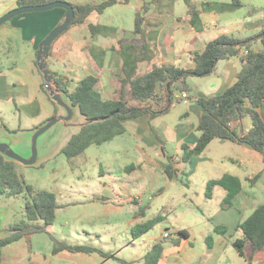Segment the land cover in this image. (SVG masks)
I'll list each match as a JSON object with an SVG mask.
<instances>
[{
	"label": "crops",
	"instance_id": "crops-1",
	"mask_svg": "<svg viewBox=\"0 0 264 264\" xmlns=\"http://www.w3.org/2000/svg\"><path fill=\"white\" fill-rule=\"evenodd\" d=\"M18 1L8 0L6 4L0 6V18L18 8ZM64 1L84 5L100 4L104 0ZM144 4L142 0H131L127 5L117 4L108 8L103 14L92 13L84 23L70 28L68 32L66 31L70 35L80 32L78 38L80 50H75L73 42L72 45H68L73 36L63 40L58 47L54 48L52 44V51L47 58L51 73H56L62 78L70 91H73L82 79L99 74L102 98L117 99L118 94L113 86V79L121 71V59L118 56L119 41L125 40L141 46L142 37L134 34V28L136 13L142 11ZM194 4L199 11L194 23L187 5L180 4V1L164 3L161 8L151 4L149 11L143 13L144 29L152 46V55L151 59L139 64L140 77L160 66H176L192 70L195 68L193 61L195 54L204 52L207 44L220 36L228 35L246 40L264 31V0H242L241 7L232 6L229 0L203 3L194 0ZM117 7L135 10L132 12L133 21L130 25L126 22V10H118ZM64 17V10L54 9L17 16L1 26L0 113L4 109L1 107L2 104H14L21 118L25 117L31 123L28 124L31 131L54 118L56 113L54 105L42 90L44 76L35 69V61L40 44L55 27L61 24ZM91 25L114 27L117 33L93 36L89 30ZM254 46L257 48L255 51L262 50L259 41L253 42V50ZM96 49L106 51L103 67L100 70L91 57V52ZM20 61L25 62L26 69ZM241 65V59L237 57L219 62L215 73L211 76L204 78L190 76L187 83L191 91L186 93L187 99H183L182 93L177 92L176 97L179 101L167 114L156 118L145 114L126 120L125 134L98 146L101 150L96 155L85 156L86 160L95 158L101 178L113 183V190H105L106 195L102 196L101 200L106 205L116 202L117 205L113 206L115 209H122L128 205L134 216L128 222L130 225L149 220L146 216L150 204L144 205L143 193H151L150 201L158 193H162L164 188L157 191L153 188L161 175L166 176L171 183H182L186 187L185 197L189 198V201L185 203V210L196 217L194 224L186 227L179 224L173 231H165L161 236L147 238L150 232L165 221L163 219L150 232L140 238H134L135 244L132 245L137 250L134 257L128 261L131 264H144V257L158 243L164 246L159 264L237 263V258L228 256V249L235 250L234 241L244 238L237 226L264 204V151L261 153L248 145L215 139L202 154L192 155L188 161L186 155L200 137L198 126L204 110L197 103V98L224 93L235 84ZM74 82L76 83L73 86ZM259 112L264 120V104ZM60 115L64 114H58ZM77 115H79L78 111ZM19 125L21 127V123ZM80 125L81 122L76 125V131ZM232 127L244 135L253 125L250 118H245L234 122ZM5 130L9 131L6 127ZM169 146L174 150V154L169 153ZM91 147L85 153H88ZM170 159L176 170L175 176L171 179L166 174ZM227 174L241 181L242 191L237 195L230 209H223L222 202L227 191L221 186H216L211 198L206 196V191L208 182L219 180ZM107 175L116 176L121 180L113 182ZM194 194L204 199L200 206L191 200ZM141 208H146L142 214L139 212ZM217 226L225 227L227 231L217 234L215 232ZM179 232H185L186 236L181 237L178 235ZM165 233L169 234V238L175 234L174 241L180 238L179 244L175 245L173 241L172 247H169L168 242H162ZM198 242L205 247L200 254L195 253ZM13 245L4 249L2 264L6 255L7 258L17 257L15 254L18 251ZM171 251L174 252L172 253L174 258L167 257ZM251 264H264V250L255 255Z\"/></svg>",
	"mask_w": 264,
	"mask_h": 264
},
{
	"label": "trees",
	"instance_id": "trees-1",
	"mask_svg": "<svg viewBox=\"0 0 264 264\" xmlns=\"http://www.w3.org/2000/svg\"><path fill=\"white\" fill-rule=\"evenodd\" d=\"M57 1L64 0H19L18 7L45 5ZM130 1L104 0L100 4L84 5L71 3L75 11V19L69 29L84 23L94 12L103 14L110 7L117 4L127 5ZM142 1L145 4L142 11L136 13L134 28V34L142 37L141 46L125 40L119 41L118 56L121 59V71L113 79V86L118 94L117 99L104 100L102 98L99 74L82 79L76 88L70 91L62 78L53 73L54 81L61 93L69 104L77 108L82 117L81 125L71 135L61 153L67 159L79 157L91 146H102L125 134L124 122L126 120L135 119L145 114H150L152 118L167 114L179 101L176 97L177 92L183 94L191 91L187 83L190 76L199 78L211 76L215 73L219 62L237 57L241 59L242 65L235 84L220 95L197 98V103L204 110L198 126L200 137L197 144L187 152L186 161L192 155L202 154L215 139L248 145L262 153L264 151V120L259 109L264 104V31L246 40L228 35L220 36L208 43L204 52L195 54L193 58L195 68L192 70L176 66H160L140 77L138 75L139 64L151 59L152 55V46L144 29L145 17L143 13L149 11L151 4L158 8L163 5L160 0ZM175 1H183L187 5L194 23L199 15L194 0H171V2ZM229 2L234 7L242 6V0H229ZM89 30L93 36L117 33L114 27L100 25H91ZM255 41L261 43V51L252 49V44ZM51 51L52 47L50 53ZM105 55L106 51L103 49H96L91 52L92 60L99 70L103 67ZM35 65L39 70L37 61H35ZM42 90L56 109L53 117L58 116L61 108L51 100L44 84ZM245 118L251 119L253 127L247 134L241 135L232 127V124ZM171 162L170 159L166 168V174L170 179L176 174ZM17 165V163L0 154V198L9 199L25 196L27 199L23 210L25 219L10 227L13 231L11 235L0 238V264H2L6 247L31 235L47 233V227L55 224L57 212L61 208L55 193L48 190H36L35 187L27 184L24 177L18 172ZM216 186H221L227 191L222 202V208L230 209L234 205L235 198L242 191L241 181L237 177L227 174L219 180L208 182L206 191L208 198L212 197L213 189ZM144 211L146 208H141L139 212L142 214ZM163 219V215L159 214L137 224L131 231L133 238H140L150 232ZM37 221H42L43 225H35L34 223ZM237 229L241 231L244 238L234 241L233 247L241 258L251 264L255 255L264 250V204L259 206L248 219L239 224ZM226 231L227 229L222 226L215 228L217 234H223ZM178 235L185 237L186 233L179 232ZM50 238L54 243V255L62 252L101 254L100 250L95 247L71 245L57 240L52 235ZM179 239L174 241L175 245L179 244ZM208 244L210 245V239ZM163 251V244H156L144 257V264H159ZM104 259L115 260L120 264H131L114 254H106Z\"/></svg>",
	"mask_w": 264,
	"mask_h": 264
},
{
	"label": "rangeland",
	"instance_id": "rangeland-1",
	"mask_svg": "<svg viewBox=\"0 0 264 264\" xmlns=\"http://www.w3.org/2000/svg\"><path fill=\"white\" fill-rule=\"evenodd\" d=\"M7 1L0 0V6L6 4ZM170 1L160 0L162 4ZM206 1L219 0H196L198 3ZM180 4L184 5L185 3L180 1ZM117 8L126 10V22L130 25L133 21L132 12L135 10L128 7ZM64 20L65 17L61 23ZM2 27H0V32ZM67 32L55 40L53 47L60 46L63 40L73 36L68 45H72L73 42L75 50H80L78 42L80 32L77 31L71 35ZM256 49L254 46V50ZM20 64L26 69L24 61H20ZM35 69H37L36 65ZM75 83L72 85L74 86ZM1 107L4 109L2 108L0 113V125H2L0 132L5 133L8 138L16 139V142L11 144L16 153L25 157L29 156L33 131L28 127V124L31 123L25 117L21 118L14 104H2ZM60 110L59 114H65L64 110ZM81 121L82 117L77 115L72 120L70 127H65L63 124L55 125L38 142L39 161L37 164L33 166L17 165L18 172L24 177L27 184L35 187L36 190H48L55 193L61 208L57 212L55 224L47 227V233L34 234L17 242L16 245L14 244L13 247L18 251L15 254L17 257L7 258L6 255L3 264H120L115 260H105L104 255L114 254L120 259L130 261L136 254L137 249L132 245L135 244V240L131 234L132 228L136 225L128 224L134 217L130 207L125 205L122 209H115L113 206L117 205L116 202L104 204L101 197L106 195L105 190H113V183L108 179L101 178L95 158L86 160V155H96L100 152V147L92 146L88 153L72 159H67L61 153L71 135L76 132V125ZM5 127L9 131H6ZM8 138L0 135L1 142L11 143ZM168 148L169 153L174 154V150L170 146ZM108 177H111L113 182L121 180L116 176ZM121 184L123 183L121 182ZM151 186L153 185L151 184ZM153 188L154 191L160 188H164V190L162 193H158L152 201H150V192L143 193L144 205L150 204L146 219L162 214L165 221L150 232L147 238L161 236L165 231H173L179 224L185 225L184 227L194 224L196 217L185 210V203L189 201V198L185 197L186 187L182 183H171L166 176L161 175ZM93 197L99 198V200ZM191 197V200L198 206L204 201L203 198L195 194ZM26 200L25 196L0 198V211L6 212L4 228L10 229L12 225L25 219L23 210ZM200 219L202 220V218ZM34 224L43 225L42 221H37ZM50 235L71 245L95 247L100 250L101 254L86 255L62 252L54 255V243ZM174 239L175 234H172L170 238L163 239L162 242H168L169 247H172ZM203 249H205L204 245L198 242L195 253L200 254ZM228 251L229 257L237 258L238 261L235 264H248L233 248ZM172 253L174 252H169L167 257L174 258Z\"/></svg>",
	"mask_w": 264,
	"mask_h": 264
},
{
	"label": "water",
	"instance_id": "water-1",
	"mask_svg": "<svg viewBox=\"0 0 264 264\" xmlns=\"http://www.w3.org/2000/svg\"><path fill=\"white\" fill-rule=\"evenodd\" d=\"M54 9L64 10L66 12L65 20L63 21V23L55 27L40 44L36 61L40 72L44 76L45 90L47 91L51 100L55 102L62 110H64L65 114L49 119L43 125L39 126L33 131L31 135V154L27 157L16 153L12 149L11 144L16 142V139H13L11 137L8 138L5 133L0 132L1 136L3 135L11 141V143L0 141V154H2L9 160L24 166H33L36 165L39 161L38 142L43 135H45L51 128H53L57 124H63L65 127L71 126L72 120L76 117L77 108L75 106H72L65 100V97L61 93L56 82L54 81V76L49 70L47 64V58L49 57L52 44L56 39H58L63 33H65L69 29L75 19V11L71 3L67 1H57L45 5L18 7L6 13L0 18L1 27L17 16L30 13L48 12ZM5 218L6 212L0 211V238L9 236L13 233L12 230L4 228Z\"/></svg>",
	"mask_w": 264,
	"mask_h": 264
},
{
	"label": "built area",
	"instance_id": "built-area-1",
	"mask_svg": "<svg viewBox=\"0 0 264 264\" xmlns=\"http://www.w3.org/2000/svg\"><path fill=\"white\" fill-rule=\"evenodd\" d=\"M182 98H183V99H187V98H188V95H187L186 93H183V94H182ZM167 238H169V234L165 233V234L163 235V239H167Z\"/></svg>",
	"mask_w": 264,
	"mask_h": 264
}]
</instances>
